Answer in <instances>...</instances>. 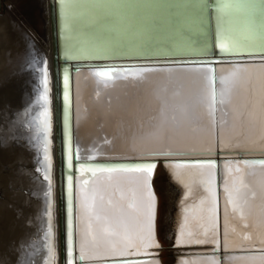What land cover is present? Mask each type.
Here are the masks:
<instances>
[{"label":"bare ground","instance_id":"1","mask_svg":"<svg viewBox=\"0 0 264 264\" xmlns=\"http://www.w3.org/2000/svg\"><path fill=\"white\" fill-rule=\"evenodd\" d=\"M43 56L51 58L47 0H0V264H46L49 260L46 246L49 238L45 239L49 206L45 191L49 186L42 166L44 134L42 130L37 131L43 106L39 85ZM252 65L217 66L220 77L217 91L223 87L221 80L235 85L231 103L225 105L228 116L225 117L222 110L217 111L218 126L200 100L212 90L208 68L146 71V78H117L106 85L89 72L76 73L73 82L74 129L81 157L125 159L139 157V153L157 158L212 157L217 150L220 156L264 155L259 113L254 125L247 118L246 105L261 99L259 95H251L250 87L264 85V68L259 64ZM165 98L171 105L169 123L159 137L141 140V124L145 131L150 128L152 118L159 117ZM185 104L188 105L187 117L174 110ZM233 109L244 113L235 123ZM173 115L175 121L171 120ZM224 119L228 123L221 130L219 121ZM157 151L173 155H152ZM174 166L158 162L152 179L156 196L154 235L160 244L159 263L170 264L178 250L185 246L212 249L218 247L220 240L222 249L231 252L224 254L223 264H259L258 259L253 261V257L259 255L233 253L264 249V243H261L264 227L259 224V194L244 207L243 218L227 203L225 187L232 190L233 171L237 165H221L225 182L220 192L222 234L219 239L213 168ZM244 176L257 191L264 185V172L260 169L245 171ZM135 183L130 176L113 175L109 181L105 171L95 173V177L85 175L80 179L76 211L78 252L86 237L91 241L87 235L89 225L96 224L85 202L87 194L82 189L94 187L97 190V213L113 215L130 231H135L142 219L135 208L129 206L137 204L132 195ZM101 186L107 189L102 207L99 205ZM117 186L123 191L122 199L120 192L114 191ZM245 224L249 227H244ZM245 235L250 238L244 239ZM178 238L182 241L179 245ZM88 257L86 260L97 262L109 258L103 246L99 251L93 246ZM176 259L175 264H217V259L212 256Z\"/></svg>","mask_w":264,"mask_h":264},{"label":"water","instance_id":"2","mask_svg":"<svg viewBox=\"0 0 264 264\" xmlns=\"http://www.w3.org/2000/svg\"><path fill=\"white\" fill-rule=\"evenodd\" d=\"M61 2L62 0H47L51 58L49 60V58L43 56L41 75L39 77V85L42 90L40 93L41 98L44 95L43 79L46 72L48 87L47 110L50 114V131L48 134L50 141V168L48 170L50 182L47 180L49 190H46L45 193L49 196L47 231L50 228L51 264H69L67 249L70 245L73 247L71 264H105L106 260L110 259L99 260L100 262H97L98 260L88 261L85 259L80 261L78 259L79 252L76 239L77 184L78 178L80 181L85 175H93L91 169H97L96 173H100L102 171L107 172L109 169L126 170L134 165L148 162L155 163L156 167L158 162L162 165L175 164L180 166H207L208 162H212L219 239L222 234L220 192L221 186L225 182L222 176V163L237 165L236 162L242 160L258 162L264 159V155L238 153V155L234 156H220L217 150L212 157L176 156L172 158H157L146 157L147 154H141L140 156V153L139 157L125 159L81 157L74 129V75L85 71L97 77L95 75L96 72L107 70L108 68L121 70L125 73L139 68H146L147 71L208 68L210 69L211 87L217 90L220 78L217 66L259 64V58L264 53L258 49L250 52L243 46L253 37L256 44H260L261 34L264 32V11L258 8L254 13L255 33L248 26L247 13L235 9H229L226 12L224 16L227 22L225 25V38L229 42L238 45L235 50L226 52L216 46V8L218 5L228 2V0H151V2L166 5V7L157 9L149 19V23L155 26L159 36L158 41L153 44V49L139 55H128L123 52L101 55L95 50L90 34L96 33L106 24L113 23L114 18H98L91 11L77 7L74 12L81 17L80 24L69 26L66 29L65 24H63ZM67 2L75 5H87L95 2V0H67ZM261 2L262 0H256L257 4ZM196 4L210 5L207 11L197 13V16L202 15L199 23L194 21V18L190 15L189 8L185 7V5L190 7ZM65 77H67V80ZM117 78H131V76L125 74L117 76L115 79ZM97 79L101 80L100 77H97ZM115 79L109 82L115 81ZM41 101L43 106L39 113V120L43 119L41 114L45 111L42 98ZM215 119L216 126H218L217 117ZM240 167L243 168V165L241 164ZM81 168L89 170L85 171L83 175L80 171ZM253 170L246 171L251 172ZM233 172L235 173V170ZM69 177H71L70 191L68 188ZM218 242V247H212V249L198 245L185 246L178 250L170 264H175L177 257L183 259L185 257L211 256L217 259V264H223L224 254L231 252H225L222 249L220 240ZM149 251L158 253V255L151 257L132 256L124 259L141 261L154 259L159 261V249ZM233 253L259 255V249L238 250Z\"/></svg>","mask_w":264,"mask_h":264},{"label":"snow or ice","instance_id":"3","mask_svg":"<svg viewBox=\"0 0 264 264\" xmlns=\"http://www.w3.org/2000/svg\"><path fill=\"white\" fill-rule=\"evenodd\" d=\"M55 7V5H53ZM63 12V20L65 28L69 26L79 25L81 17L74 12V9L84 8L91 11L96 17H112L114 22L104 25L96 33L90 34L91 40L95 50L101 55H107L116 52H123L128 55H139L144 54L153 49V44L158 41L159 36L157 29L151 23H149L150 17L155 13L157 9L166 7V5L151 2V0H95L93 3L87 5H75L69 4L67 0H62L60 5ZM189 8L190 15L194 18L196 23H199L202 19L201 16H197V13H203L210 7L208 4H196L192 6L185 5ZM264 11V0L260 4L256 3V0H228V2L220 4L216 8V46L224 51H232L238 47L235 43L229 42L225 38L226 32V21L224 16L229 9H235L237 11H243L247 13V23L250 30L255 33V22L254 13L257 9ZM248 51L259 50L264 53V32L261 34L260 44H256L255 38H250L249 42L243 46ZM252 66H255L253 64ZM259 67L264 68V55L259 58ZM146 68L133 69L125 73L121 70L114 68H108L107 70L98 71L95 73L97 77L101 78V82L105 85L114 80L117 76L127 75L134 78H146L144 72ZM67 80V77H65ZM44 95L41 97L44 100L45 111L41 114L43 119L37 120V131H43L42 137L44 149H43V168L45 179L50 182L48 170L50 168V151L48 134L50 131V114L48 112V87H47V74L44 73ZM220 83L223 87L217 91L212 88L211 92L200 98L201 102L204 103L213 117V123L216 124V112L222 110L225 117L228 116V110L225 105L231 103V95L235 85L227 80H221ZM164 91H167L166 89ZM252 96L259 95L261 97L259 102H249L246 105L247 118L250 124H255L258 119L261 124V133L264 135V85L257 88L252 85L249 89ZM67 95V94H66ZM175 95V94H174ZM171 105L167 98L161 102L159 117H153L150 123V128L145 131L144 125L141 124V131L139 138L141 140L159 137L162 129L169 123L168 111ZM177 112H181L185 117L188 115V105H178L174 109ZM26 115V112H25ZM244 113L238 109H233V123L239 116H243ZM172 121L176 120V116L171 117ZM228 123L226 119L219 121V127L223 130L224 126ZM179 129V124L175 125ZM29 128L32 124L29 123ZM78 151V150H77ZM155 156H170L173 155L171 152L157 151L152 153ZM237 167L235 168V177L232 182V190L227 185L225 191L228 192L227 203L232 206L234 213H239L241 217L244 216V207L248 205L250 199H255L259 194L261 199L260 204V220L259 224L264 227V185L259 186L257 191L246 179L244 172L246 170H253L259 168L264 172V159L257 161H238ZM243 165V168L240 165ZM207 166L209 169L213 168V163L208 162ZM174 167L179 168L180 165ZM156 164L152 162L142 163L134 165L133 167L124 171H116L115 169H109L107 171V179L112 180L113 175L117 176H130L135 181V186L132 188L133 199L137 201L134 207L138 217H141V222L135 231H130L126 225H122L118 218H113V215L105 213L100 215L97 213V190L92 187L88 189H82L86 192V203L88 204L92 215L96 221L95 226L89 225L88 236L91 237L89 241L86 237L84 242L79 245V256L80 261L88 259V252L95 246V249H99L103 246L104 253L110 259L106 260L105 264H159L158 260L149 259L146 261L141 260H128L126 257H151L158 255V253H151L149 249H159L160 244L155 239L154 235V212L156 204V196L152 187V177ZM89 169L81 168V172L88 171ZM93 176L97 169H91ZM99 179V178H97ZM87 181H85L86 183ZM79 184V178H78ZM68 188L71 189V177L68 178ZM107 189L101 186L99 194V205L103 206L104 192ZM114 191H119L121 199L123 198V191L116 187ZM211 191V189H209ZM233 192L235 194H233ZM79 199V195L77 197ZM111 203V201H109ZM50 217V213H49ZM244 227H249L245 224ZM183 235V233H181ZM51 236V230L45 233V239L47 240ZM248 235H245L244 239H249ZM190 243H201L202 241H189ZM214 242V241H213ZM182 243L181 239H177V245ZM264 243V239L261 240ZM48 247L49 260L46 264H51L52 247L51 244L46 245ZM69 264L73 259V247L70 245L67 249ZM95 258V257H93ZM258 259L259 264H264V249H259V256L253 257L255 262Z\"/></svg>","mask_w":264,"mask_h":264}]
</instances>
